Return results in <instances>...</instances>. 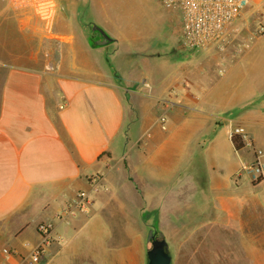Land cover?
I'll return each instance as SVG.
<instances>
[{"label":"crops","instance_id":"0c3cea01","mask_svg":"<svg viewBox=\"0 0 264 264\" xmlns=\"http://www.w3.org/2000/svg\"><path fill=\"white\" fill-rule=\"evenodd\" d=\"M56 1L45 23L0 0V264H147L150 229L170 248L231 226L262 184L235 179L251 155L231 137L251 121L234 115L253 95L244 67L152 39L109 0ZM79 192L89 210L72 214Z\"/></svg>","mask_w":264,"mask_h":264},{"label":"rangeland","instance_id":"374dc122","mask_svg":"<svg viewBox=\"0 0 264 264\" xmlns=\"http://www.w3.org/2000/svg\"><path fill=\"white\" fill-rule=\"evenodd\" d=\"M101 3L107 0H96ZM118 7L121 22L141 32L149 33L151 38L161 32L162 38L169 39V44H182L179 33V16L175 11L167 9L160 0H109ZM29 14V13H27ZM83 21L92 18L90 11L83 12ZM264 19V0L252 1L238 16L234 23L235 35L221 57L227 58L228 67L238 62L244 67L245 81L253 89L249 104L234 112L248 114L250 122H233L232 130L244 126L257 147L264 144V34L256 35V21ZM90 23V29L93 27ZM46 38H51L50 35ZM164 42V41H159ZM166 46V44H165ZM60 49V46L57 47ZM166 49V48H165ZM189 55V54H188ZM219 57V55H216ZM227 67V68H228ZM245 120V119H244ZM253 159V151L248 149ZM255 181L248 178V183ZM251 189V188H250ZM251 192V191H250ZM238 220L229 227L210 224L195 233V237L185 240H169V252L172 264H264V180L251 192ZM157 231V230H156ZM159 232V230L157 231ZM163 235V234H162ZM164 237V235H163ZM182 244H181V243ZM151 242H148V248Z\"/></svg>","mask_w":264,"mask_h":264},{"label":"built area","instance_id":"2783aa9c","mask_svg":"<svg viewBox=\"0 0 264 264\" xmlns=\"http://www.w3.org/2000/svg\"><path fill=\"white\" fill-rule=\"evenodd\" d=\"M14 10L35 14L45 23L54 20L58 10L56 0H7ZM169 10L177 11L181 22L182 46L191 51H225L235 35L234 23L243 10L254 0H160ZM256 35L264 34V19L256 21L254 28ZM164 120V118H162ZM163 128L165 125L163 124ZM241 135L246 148L253 151V159L242 163L235 174V179L247 176L255 181L264 180V146L257 147L244 126H237L231 131ZM102 175L90 178L94 187L102 185ZM79 201H75V208L68 211L89 210V197L86 192H79ZM38 230L42 233V241L33 247L30 262H38L53 239V223L40 222ZM8 253V249H4Z\"/></svg>","mask_w":264,"mask_h":264},{"label":"water","instance_id":"95a60500","mask_svg":"<svg viewBox=\"0 0 264 264\" xmlns=\"http://www.w3.org/2000/svg\"><path fill=\"white\" fill-rule=\"evenodd\" d=\"M96 28L104 37L109 38L103 28L99 26ZM148 240L151 242V247L147 250V264H172V256L162 233H156L154 229H150Z\"/></svg>","mask_w":264,"mask_h":264},{"label":"trees","instance_id":"16d2710c","mask_svg":"<svg viewBox=\"0 0 264 264\" xmlns=\"http://www.w3.org/2000/svg\"><path fill=\"white\" fill-rule=\"evenodd\" d=\"M232 141L237 149H241L245 146L244 141L240 134L234 133L232 134Z\"/></svg>","mask_w":264,"mask_h":264}]
</instances>
